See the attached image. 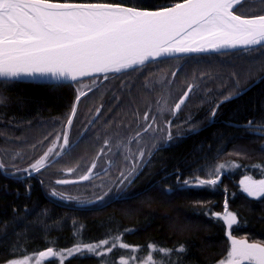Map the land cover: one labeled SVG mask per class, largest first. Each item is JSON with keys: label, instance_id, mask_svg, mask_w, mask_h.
Masks as SVG:
<instances>
[{"label": "trees", "instance_id": "obj_1", "mask_svg": "<svg viewBox=\"0 0 264 264\" xmlns=\"http://www.w3.org/2000/svg\"><path fill=\"white\" fill-rule=\"evenodd\" d=\"M73 2L155 9L180 0ZM241 13L264 14V3L245 0L237 12ZM261 77L264 48L157 60L106 79L93 77L59 87L0 81V162L5 164L0 169V264L38 255L49 247L57 251L117 236L143 254L149 245L173 250L168 255L154 253L160 264H219L230 251V243L226 225L213 214L224 212L225 201L238 219L232 234L264 243V197L248 196L240 183L245 177L264 180V129L258 127L264 125ZM93 80L91 91L77 103L79 85ZM189 84L193 90L175 117L172 114L173 125L183 135L151 153L129 194L96 207L65 205L49 195L50 188L76 191L84 187L90 180L77 184L55 181L63 169L91 161L105 140L113 145L137 134L148 106L155 108L163 100L172 107L171 102H177ZM240 90L245 91L216 108L224 96ZM74 104L70 146L57 156L60 141L56 137L65 130ZM248 121L254 122L251 129L245 127ZM50 147L55 148L49 164L37 174L10 175L16 169L31 170L29 166ZM112 159L111 167L92 179H105L100 183L108 185L119 172L115 169L121 156ZM220 165H224L220 174H226L216 185L182 184L195 177L215 178ZM181 246L184 251H175ZM122 256L123 250L115 247L101 258L79 255L65 264H114Z\"/></svg>", "mask_w": 264, "mask_h": 264}, {"label": "snow or ice", "instance_id": "obj_2", "mask_svg": "<svg viewBox=\"0 0 264 264\" xmlns=\"http://www.w3.org/2000/svg\"><path fill=\"white\" fill-rule=\"evenodd\" d=\"M264 3V0H261ZM244 0H180L171 7L158 10L128 7L121 3L111 2H73V0H0V81L12 83L29 79L31 81L45 80L59 87L60 81H79L80 78L105 74L119 73L143 66L149 60L171 57L177 54L221 52L224 49L242 48L254 50L264 48V14H237L239 6ZM173 76L176 73H172ZM264 80V77L260 78ZM95 83V81H93ZM194 85L189 84L179 102L175 104L173 114L181 108ZM237 87H239L237 82ZM76 102L86 93L77 90ZM91 91V88L89 89ZM245 90L230 92L216 105L225 103L243 94ZM3 98L0 97V102ZM216 108L212 110V117L216 115ZM100 112V108L96 109ZM76 114V105L72 107L67 118V124L62 135H57L56 141L60 151L59 156L69 145L68 129L72 125ZM144 119H148L145 113ZM153 123L155 117L152 118ZM254 122L248 121L246 128L251 129ZM264 129V125L258 126ZM152 128L149 124L144 131ZM170 129V122H169ZM139 135V133H137ZM167 139L171 140L169 130ZM108 141L105 140V145ZM103 152V149H101ZM53 153L49 148L44 155L31 164L32 171H40L45 166V160ZM139 157H144L140 151ZM92 167H95L93 163ZM220 165L214 171L212 179L183 180L185 187H204L216 185L220 179ZM0 169L5 164L0 162ZM136 166L120 181L124 184L135 172ZM72 172L73 169H68ZM89 173L92 169L90 168ZM31 175L29 169H16L10 173ZM89 179L83 175L80 181ZM77 181L58 180L57 184L75 183ZM243 191L250 197H264V180L253 181L249 177L242 180ZM52 197L60 199H76L66 196L53 189ZM108 192L97 196L96 201L102 202ZM216 218L227 226V236L231 242L230 251L220 264H264V244L249 243L246 239L232 236L231 229L238 224L237 215L228 210L227 201L223 213H214ZM119 241L120 237L114 238ZM108 240H101L99 244L76 245L67 250L68 257L88 254L102 255L98 251ZM117 244L114 242L107 251L111 252ZM119 247L129 248L126 243ZM154 251L168 255L173 250L156 249ZM175 251H184L183 246ZM60 253L49 247L41 251L36 258V264H42L45 257H58ZM30 257L14 259L9 264H29ZM124 264H128L124 261ZM146 264H155L152 255Z\"/></svg>", "mask_w": 264, "mask_h": 264}, {"label": "rangeland", "instance_id": "obj_3", "mask_svg": "<svg viewBox=\"0 0 264 264\" xmlns=\"http://www.w3.org/2000/svg\"><path fill=\"white\" fill-rule=\"evenodd\" d=\"M96 81V80H93ZM93 81L91 82H83L79 85L78 89L85 92L86 94L89 92V89L93 86ZM180 100V99H179ZM171 102V105L166 103L163 100L161 103L158 100V103L156 104L155 108L153 106H148L147 110L145 113L148 114V119L145 120L144 116L142 120L140 121L137 129V135L136 133L131 135L128 139H119L116 142H114L113 145H111L109 142L107 145H104L101 147L103 149V152H101V149L96 153V156L92 158L91 161L88 163H83L77 166L73 167H67L66 169H63L62 175H60L58 178H56V181L58 180H73V179H79L83 175H93L96 173H101L103 169H108L111 167V165L114 163L113 159L116 156H121V161L119 162V165H116V171L118 170L119 174H115V176L111 177L112 180L107 184H101L100 182L104 181L105 179H99L95 180L94 179H89L90 181L86 182L84 187H78L76 188V191H69V189H57V188H50L49 189V195L53 189H55L58 192L64 193L66 196L70 197H75L76 199H60L58 197H53L56 201L65 204V205H76V206H82V207H96V206H103L109 201H112L113 199L127 195L130 192L128 191L129 188L131 187L136 175L139 173L140 170L147 164L148 158L151 156V153H153L159 146L162 145V143L167 144L175 136H180L183 135L178 132L179 128L178 126L173 125V110L175 108V104L179 102ZM77 107V106H76ZM177 112H174V117ZM155 117V122L153 123L152 118ZM74 118V117H73ZM169 122H170V129H169ZM149 124H152V128H150L147 132L144 131L145 128H148ZM184 128V127H183ZM186 131L192 130L190 128H184ZM169 130L171 131L172 139L168 140L167 135ZM63 142V141H62ZM61 143V141H60ZM70 145V144H69ZM55 148V147H52ZM140 151L144 152V157L141 159L139 157ZM50 157V155H49ZM49 157L45 160V166L46 167L49 164ZM95 163V167L93 168L92 165ZM133 166H136L135 172H133L132 176L129 177V180L131 183L128 181H125L124 184H121L120 181L124 178L121 174L123 173L124 175H127L129 171L132 170ZM43 167V168H44ZM42 168V169H43ZM92 169L91 173H89V169ZM40 169V170H42ZM68 169H73L72 172H68ZM31 175L37 174V171H32L30 170ZM28 175H23L22 177H26ZM95 177V176H94ZM109 179V178H108ZM243 178L242 180H244ZM107 180V178H106ZM241 180V181H242ZM253 180V179H251ZM55 181V182H56ZM256 181V180H253ZM260 181V180H259ZM100 188H99V187ZM243 186V185H242ZM108 192L109 195L105 197V199L102 202H96V203H87L88 201H96V197L103 195V193ZM51 196V195H50ZM52 197V196H51ZM227 227V226H226ZM229 229H227V232ZM233 237L237 239H246L249 243H260L264 244L260 241H254L250 240L247 236H236L233 235ZM229 239V238H228ZM109 244L104 245L101 248L98 249L99 252L102 253V255H95V254H89V255H95L96 257L101 258L102 256L108 254L109 252L107 251L108 248L112 247V244L115 242L117 244L116 247H119V244H121L120 240L115 241L114 239H109ZM230 246L231 242L229 240ZM92 244H99L98 243H92ZM78 245H85V244H78ZM73 247L62 249V250H57L56 252L60 253L58 257L52 258H43L42 264H45L43 261L44 260H50L52 259L53 264H65V261H68L69 259H72L73 257H68L67 255V250L72 249ZM123 250L125 256L120 257L114 264H124V261H127L128 264H146L147 258L149 255H152L153 261L155 264H160L156 261V258H154V253L156 251L152 250L149 248L148 252L146 254L140 253V248L138 247H133L130 246L129 248H122L119 247ZM114 248H112L113 250ZM161 252H159L160 254ZM79 256V255H77ZM30 261L29 264H36V258L38 255H29ZM76 257V256H75ZM227 257V256H226ZM226 257L223 259L225 260ZM19 258V259H23ZM51 263V264H52ZM4 264H9V261L4 263ZM104 264V263H102ZM107 264V263H106ZM220 264V263H219ZM243 264H248L247 261L243 262Z\"/></svg>", "mask_w": 264, "mask_h": 264}, {"label": "water", "instance_id": "obj_4", "mask_svg": "<svg viewBox=\"0 0 264 264\" xmlns=\"http://www.w3.org/2000/svg\"><path fill=\"white\" fill-rule=\"evenodd\" d=\"M245 1V0H244ZM125 5V4H124ZM173 5V4H172ZM172 5H168V6H164V7H171ZM125 6H128V7H133V6H129V5H125ZM164 7H159V8H155V9H148V10H158L160 8H164ZM138 8V7H137ZM141 9H145V8H141ZM237 50H242V48H236V49H224V50H221V52H208V53H190V54H177V55H174V56H171V57H162V58H158V59H155V60H149L148 62H146L144 65L146 64H149L151 62H154V61H157V60H163V59H168V58H176V57H183V56H192V55H207V54H216V53H226V52H233V51H237ZM143 65V66H144ZM141 67V66H139ZM139 67H136V68H139ZM134 68V69H136ZM134 69H129V70H126V71H122V72H119V73H115V72H109L107 74V76H111V75H118V74H122V73H125V72H128V71H131V70H134ZM100 76H105V74H95L93 76H86V77H83V78H80L79 81H82V80H85V79H89V78H93V77H100ZM21 81H26V82H33V83H39V84H51L53 85V83L51 82H48V81H45V80H37V81H31L29 79H23ZM79 81H60L59 83L60 84H69V83H76V82H79ZM187 99V98H186ZM186 101V100H185ZM185 103V102H184ZM184 105V104H183ZM181 105V108L182 106ZM180 108V109H181ZM179 109V110H180ZM178 110V111H179ZM176 111V112H178ZM99 173H96V174H93L91 176H89V179L93 178L94 176L98 175ZM226 174V173H222L220 174V179L218 182H220L222 180V177L223 175ZM88 179V180H89ZM88 180H85V181H88ZM68 181H77L75 183H68V184H77V183H82V182H85V181H80L79 179H73V180H68ZM45 258H48V257H45Z\"/></svg>", "mask_w": 264, "mask_h": 264}, {"label": "flooded vegetation", "instance_id": "obj_5", "mask_svg": "<svg viewBox=\"0 0 264 264\" xmlns=\"http://www.w3.org/2000/svg\"><path fill=\"white\" fill-rule=\"evenodd\" d=\"M73 258H75V257H73ZM52 261H53L52 259H50V260L47 259V260H44L43 262H44L45 264H51ZM52 264H53V263H52Z\"/></svg>", "mask_w": 264, "mask_h": 264}]
</instances>
